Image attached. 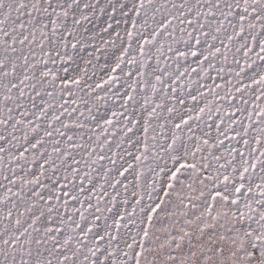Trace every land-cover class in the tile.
I'll use <instances>...</instances> for the list:
<instances>
[{
	"label": "snow or ice",
	"instance_id": "6c2138e0",
	"mask_svg": "<svg viewBox=\"0 0 264 264\" xmlns=\"http://www.w3.org/2000/svg\"><path fill=\"white\" fill-rule=\"evenodd\" d=\"M0 264H264V0H0Z\"/></svg>",
	"mask_w": 264,
	"mask_h": 264
}]
</instances>
